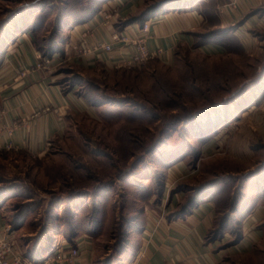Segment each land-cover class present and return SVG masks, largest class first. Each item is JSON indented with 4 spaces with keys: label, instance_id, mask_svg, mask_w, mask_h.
Masks as SVG:
<instances>
[{
    "label": "rangeland",
    "instance_id": "374dc122",
    "mask_svg": "<svg viewBox=\"0 0 264 264\" xmlns=\"http://www.w3.org/2000/svg\"><path fill=\"white\" fill-rule=\"evenodd\" d=\"M102 1L0 0V25L18 17L33 24L44 68L89 107L70 113L65 135L42 157L1 152L0 196L11 201L12 215L24 211L25 239L37 230L44 235L49 224L64 231L87 224L107 262L118 263L151 203L167 208L174 196L172 211L187 213L203 198V185L220 182L210 238L226 248L243 237L240 216L264 200V30L254 32V52L225 44L223 53L207 54L200 37L178 46L170 63L90 67L83 57L53 59L69 42L65 26L90 18ZM228 2L215 0L206 10ZM69 44L71 53L84 54L80 42ZM233 207L229 221L223 215ZM221 264H264V233Z\"/></svg>",
    "mask_w": 264,
    "mask_h": 264
},
{
    "label": "crops",
    "instance_id": "0c3cea01",
    "mask_svg": "<svg viewBox=\"0 0 264 264\" xmlns=\"http://www.w3.org/2000/svg\"><path fill=\"white\" fill-rule=\"evenodd\" d=\"M151 1L154 0L100 2L90 18L65 26L69 42L65 51L55 52L52 58L78 63L83 57V63L90 67L97 63L115 67L131 54L132 48L117 46L107 54L78 55L69 51V43L80 42L82 50L99 41H109L113 32L137 36L143 24L133 20L164 0ZM185 1L176 0V4L162 8L147 20L150 22L147 45L151 50H163L159 57L162 61L170 63L178 46L192 45L195 38L205 39L210 35L215 36L199 46L207 54L223 53L225 44L247 52L256 50L254 32L264 30V0H228L226 6L217 4L211 11L206 10V5L215 0H190L189 4ZM233 1L236 2L234 6ZM18 18L7 19L0 25V153L17 152L42 157L65 135L70 113L89 107L72 90L65 91L61 87L59 75H53L44 66L38 67L42 64L41 52L35 43L33 24ZM126 18V21H120ZM175 171L181 173L179 169ZM175 171L171 172L172 179L179 175ZM261 177L264 179V170ZM262 181L261 186H264ZM201 188L203 198L198 199L197 205L187 213L172 211L174 204L177 205L174 196L167 208L151 203L135 223L133 241L118 263L107 262L106 254L100 253L95 231H90L87 224L78 229L69 226L67 231L62 226L54 230L49 224L47 230H43L44 235L37 230L30 240L25 239V235L20 234L27 228V223L22 222L25 220L24 211L12 215L8 211L11 201L5 198L6 194L0 196V233L14 242L16 253L34 264H45L60 246L67 252L71 248L79 249L76 259L64 264H221L230 252L251 250L264 233L263 196L249 212L240 216L242 239L220 248V242L211 239L210 233L214 231L218 218L216 202L224 187L220 182H209ZM196 198L192 199L195 203ZM234 212L236 207L229 215L223 216L230 221ZM223 238L229 240L231 232H225Z\"/></svg>",
    "mask_w": 264,
    "mask_h": 264
},
{
    "label": "built area",
    "instance_id": "2783aa9c",
    "mask_svg": "<svg viewBox=\"0 0 264 264\" xmlns=\"http://www.w3.org/2000/svg\"><path fill=\"white\" fill-rule=\"evenodd\" d=\"M235 3L236 2L233 1L232 5L234 6ZM149 31L150 22L146 21L141 28V32L135 37L126 32H113L109 41H99L91 47H85L84 51L83 49L82 51L84 55L91 52L101 55L111 53L117 46L121 48L126 47L127 49L132 48L131 54L122 61L116 63V67H135L150 59L159 58L163 54L162 49L151 50L148 47L147 38ZM80 48H78V50ZM42 66V64L38 65V67ZM14 247V242H12L6 234L0 233V264H34V262L30 261L24 255L16 253ZM78 255V248H71L67 252L60 246L54 250L53 255L45 264H50V262H56L58 264L70 263L74 261Z\"/></svg>",
    "mask_w": 264,
    "mask_h": 264
},
{
    "label": "trees",
    "instance_id": "16d2710c",
    "mask_svg": "<svg viewBox=\"0 0 264 264\" xmlns=\"http://www.w3.org/2000/svg\"><path fill=\"white\" fill-rule=\"evenodd\" d=\"M176 2V0H164L161 1L159 3H156V5L152 8V10L149 12L148 10L144 11L139 17H136L133 21H141L142 24H144L147 20H149L151 18V16L154 13H158L162 10V8H166L167 6H169L171 3ZM215 35H210L208 37L205 38V41L209 38V40ZM225 227V225L223 226V228ZM241 239V237H239L237 240H235L232 244H236L239 240Z\"/></svg>",
    "mask_w": 264,
    "mask_h": 264
}]
</instances>
